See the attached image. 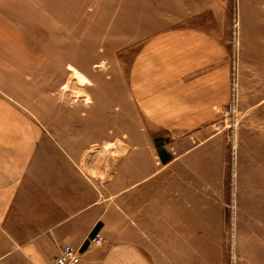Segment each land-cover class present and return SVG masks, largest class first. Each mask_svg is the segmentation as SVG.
<instances>
[{"label": "crops", "instance_id": "1", "mask_svg": "<svg viewBox=\"0 0 264 264\" xmlns=\"http://www.w3.org/2000/svg\"><path fill=\"white\" fill-rule=\"evenodd\" d=\"M226 10L225 0H95L109 39L100 30L94 54L108 61L126 118L120 136L102 140L87 141L96 132L84 98L69 107L38 97L27 76L47 68L39 47L0 30V264H45L67 243L80 264H165L175 254L191 219L175 181L197 178L193 149L212 146L213 124L264 85V53L237 51L232 65ZM95 231L101 243L88 241Z\"/></svg>", "mask_w": 264, "mask_h": 264}, {"label": "rangeland", "instance_id": "2", "mask_svg": "<svg viewBox=\"0 0 264 264\" xmlns=\"http://www.w3.org/2000/svg\"><path fill=\"white\" fill-rule=\"evenodd\" d=\"M94 3L95 0H0V30L21 32L19 45L35 42L39 65L47 63V68H37L27 76L35 78L31 82L36 80L38 97L49 101L53 98L54 103L59 101L69 107L89 98L85 105L79 104L86 116V127L96 132L88 134L87 141L90 137L102 140L120 136V128L126 127V118L114 109L117 82L110 74L108 61L97 60L99 55L94 54L98 32L102 31L103 41L109 39V33H105L109 15L99 13L101 18L99 15L97 19ZM225 4L232 65L237 51L261 59L264 0H225ZM246 55L245 59L250 60ZM79 61L87 67L77 71L88 81H81L68 68L77 67ZM26 75L24 70L22 76ZM100 81L104 83L100 85ZM26 82L30 83V79ZM30 87L32 83L24 86L28 90ZM256 92L254 99L245 97L239 109L233 105L228 116L213 124L216 134L212 146L207 150L193 149V160L198 162L193 164L197 178L175 181L180 211L190 214L191 219L186 221L192 227H185L188 223L183 221L178 230L181 241L165 264H264V99L259 100L264 85ZM200 159L206 164L199 163Z\"/></svg>", "mask_w": 264, "mask_h": 264}, {"label": "built area", "instance_id": "3", "mask_svg": "<svg viewBox=\"0 0 264 264\" xmlns=\"http://www.w3.org/2000/svg\"><path fill=\"white\" fill-rule=\"evenodd\" d=\"M89 242L101 243L102 237L99 231H95L88 238ZM80 252L78 248H75L71 244H65L59 251V253L48 263L45 264H80Z\"/></svg>", "mask_w": 264, "mask_h": 264}, {"label": "bare ground", "instance_id": "4", "mask_svg": "<svg viewBox=\"0 0 264 264\" xmlns=\"http://www.w3.org/2000/svg\"><path fill=\"white\" fill-rule=\"evenodd\" d=\"M73 70V72H74V74L77 76V77H79L80 78V80L81 81H88L85 77H83L77 70H75V69H72ZM89 99V98H88ZM87 99V101H89Z\"/></svg>", "mask_w": 264, "mask_h": 264}]
</instances>
